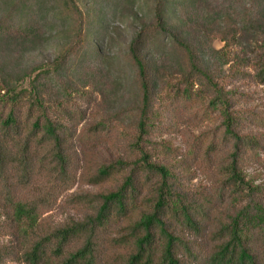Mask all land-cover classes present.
Segmentation results:
<instances>
[{
    "label": "trees",
    "instance_id": "obj_1",
    "mask_svg": "<svg viewBox=\"0 0 264 264\" xmlns=\"http://www.w3.org/2000/svg\"><path fill=\"white\" fill-rule=\"evenodd\" d=\"M131 1L134 5L126 10L131 35L123 62L132 68L137 92L129 112L133 145L117 144L121 137L115 126L121 115H104L79 129L73 112L64 114L60 107L54 112L55 106L41 94L24 86L17 89L21 80L13 81L12 72L0 65V203L5 201L2 207L10 210L11 222H2L0 237L11 234L22 264H264V158L254 154V138L242 132L231 99L232 81L223 79L227 70L213 63L219 58L230 64L235 45L263 26L264 0H232L243 6L240 11H230V0ZM72 3L65 23L78 28L63 55L66 60L87 32L82 12ZM212 4L224 12L211 14ZM13 5L25 10L27 23L19 26L26 41L43 36L42 23L57 24L56 18L38 17L43 1L30 8L21 0ZM19 11H12L16 23ZM2 24L6 27L1 22L0 32ZM217 37L225 42L220 50L212 46ZM98 42L112 45L108 39ZM241 45V63L247 69L242 74L264 85V30L254 43ZM96 48L92 53L101 62L105 54ZM147 50L153 61L145 58ZM120 69H113L116 75L123 74ZM52 72L40 78L52 77ZM165 89L167 97L175 93L191 105L201 101L214 113L212 122L218 120V126H208L198 136L212 134L204 152L209 164L222 153L211 184H191L197 176L186 171V156L171 158L164 143L153 141V126L162 129L165 122L158 104ZM66 115L74 119L64 123ZM87 135H94L108 153L93 171L86 169L88 184L103 185L117 177L122 181L109 192H74L69 201L82 214L41 225L39 216L56 204V182L66 187L70 181L74 156ZM251 164L256 165L254 172L247 170ZM41 176L55 185L46 190L37 183ZM8 256L0 250V264Z\"/></svg>",
    "mask_w": 264,
    "mask_h": 264
},
{
    "label": "rangeland",
    "instance_id": "obj_2",
    "mask_svg": "<svg viewBox=\"0 0 264 264\" xmlns=\"http://www.w3.org/2000/svg\"><path fill=\"white\" fill-rule=\"evenodd\" d=\"M15 1L19 0H0V24L1 22L6 24L7 29H9L8 26H11L10 32L3 24L1 27L5 29L0 32V65L12 72L11 79L13 81L21 80L17 89L24 86L41 94L55 106L54 112H59V107L64 114L69 115L70 112H73L79 129L88 123H98L104 115L119 114L122 116V121L116 124L115 129L116 135L121 139L117 144L120 147L133 145L136 135L133 117L129 112L134 108L137 92L134 80L130 77L132 68L129 65L126 66L127 64L123 61L126 40L131 35V30L128 28L130 21L126 18V15L128 16L126 10L134 5V1L74 0L83 14L87 32L83 44L79 48L77 46L78 49L74 48L77 50L68 60L63 55L71 46L74 33L78 28V25L69 27L65 23L68 20V13H72L74 5L72 0H40L43 1V8L39 11L38 17L41 18L43 15L56 18L57 24L51 26L42 23L43 36L28 41L24 39V28L21 29L19 26L27 23L22 17L25 10L19 5H13ZM21 1H24L25 8H30L38 3V0ZM230 1L231 5L228 4L230 11L243 9L242 5ZM219 2L224 3L223 0ZM207 4L208 1L203 6L205 7ZM12 11H19L16 13L17 23L13 20L14 12ZM220 11L224 12V10L218 9L216 4H212L209 12L214 14ZM262 25L264 26V16ZM263 26L253 30V35L246 36L247 39L243 37L235 45V52L230 57V64L224 65L219 58H216L213 63L215 67L221 65L227 70L223 79L232 81L231 99L235 104L236 115L244 126L242 132L250 134L254 138V154L259 152L264 158V85H259L254 82L252 77L242 74V70L247 72V69L241 63L244 57L241 54L240 46H238L242 43L241 47L244 48L246 44L254 43L264 30ZM107 39L112 41V45L96 43V40L101 42ZM97 45L101 48L100 52L105 54L101 62H98L95 54L92 53L97 49ZM224 45L225 42L219 37L212 42L215 50H220ZM145 54V58L153 61L154 55L150 50H147ZM168 62L171 63V59ZM121 66L122 69H120ZM230 66L232 67L230 68ZM114 68L117 70L119 68L123 74L116 75ZM45 71H53L52 77L40 78L41 73ZM248 73L252 74L253 70H249ZM103 90H105L104 97L102 96ZM167 93V89H165L161 92L163 97H159L158 104L160 111H163L165 122L162 129L153 126L152 136H157L153 138V141L164 143L163 150L171 158L181 154L183 157L186 156L187 166H189L186 171L196 172L197 176L191 184H211V181L214 180V173L217 171L215 169H219L222 153H219L209 164L205 159L204 152L210 143L212 134L209 133L200 138L198 136L201 131L207 130L208 126L211 128L218 126V120L212 122L214 113H210V110L206 111V104H202L201 101H196L191 105L187 101L189 99H178L174 96L175 93H172L171 97H167ZM69 118L73 117L66 115L64 123H69ZM87 136L83 137L84 141H82L78 156H74L73 169L69 174L71 179L66 183V187L64 184L56 182V185L60 187L57 188L56 204L39 216L37 221L41 222V225L55 224L79 217L82 214L80 209L69 201L74 192L91 194L109 192L113 188H117L122 181L123 177H117L116 181L113 179L103 185L88 184L89 175L86 174V169L90 168L93 171L103 158L108 156V153L103 149V143L98 141L94 135ZM157 148L160 149L159 145ZM249 154L251 156V153ZM253 164L247 166L248 171L254 172L256 165ZM15 178L17 179L16 173ZM51 180L41 176L37 179V183L45 185L44 188L48 190L55 185ZM67 186L70 189L66 191ZM201 191L206 192V189ZM4 204L5 201L0 203V225H3V221L4 225L11 223L7 218L10 210L4 209L2 207ZM12 241L11 234L0 237V250L10 254L5 258V264H22L17 259L21 251L18 248H13Z\"/></svg>",
    "mask_w": 264,
    "mask_h": 264
}]
</instances>
